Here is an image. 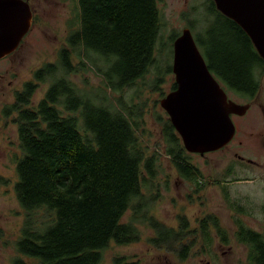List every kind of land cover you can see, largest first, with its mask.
<instances>
[{
    "label": "trees",
    "instance_id": "trees-1",
    "mask_svg": "<svg viewBox=\"0 0 264 264\" xmlns=\"http://www.w3.org/2000/svg\"><path fill=\"white\" fill-rule=\"evenodd\" d=\"M157 5L158 0H77L55 59L35 68L3 107V116L16 125L21 154L15 158L13 190L24 211L10 264H102L110 242L124 245L140 239L139 224L152 229L147 238L151 246L181 261L190 256L196 229L186 218L172 227L151 214L160 193L159 158L141 141L146 102L138 95L146 86L159 89L172 72L169 59L177 36H170L171 49L159 59L162 14ZM205 12L199 39L208 69L229 90L250 98L264 74L263 59L213 0H206ZM188 26L194 27L191 22ZM92 67L101 83L79 89L69 75ZM43 82L48 86L34 103ZM135 85L124 98V91ZM175 87L172 82L170 90ZM157 121L164 152L178 175L196 180L201 172L169 118L159 114ZM127 210L130 216L123 220ZM209 220L225 236L212 215L201 222V233L207 234ZM241 236L248 257L256 255L264 264V241L244 226ZM122 259L115 257L112 264H123Z\"/></svg>",
    "mask_w": 264,
    "mask_h": 264
},
{
    "label": "rangeland",
    "instance_id": "rangeland-1",
    "mask_svg": "<svg viewBox=\"0 0 264 264\" xmlns=\"http://www.w3.org/2000/svg\"><path fill=\"white\" fill-rule=\"evenodd\" d=\"M34 3L37 8L36 25L16 51L0 59V114L5 104L13 100L14 89H19L24 81L31 79L33 70L39 65L55 59L56 51L69 30L68 24L72 20L76 0H35ZM205 5L206 0H158L157 6L162 14L158 42L160 50L157 52L162 56L159 59H164L165 53L171 49L170 36L175 32L178 35L182 28L189 27L191 22L194 26L191 30L193 38L203 58L207 60L199 39L200 31L204 26ZM169 60L172 63V57ZM76 61L78 59L74 58V62ZM160 62L163 64L162 60ZM153 72L150 71L145 77L148 83L153 77ZM212 75L215 76L214 73ZM69 77L76 82L79 89L84 91L94 89L101 83V78L96 74L94 67L82 73H72ZM172 82L174 75L171 72L164 76L159 89L154 90L146 86L138 95L139 99L146 102L141 141L143 145L148 146L150 152L155 151L159 158L156 183L160 193L152 204L151 214L172 227L179 225L181 217L186 218L191 229L197 228L195 245L190 256L181 261L174 253L151 246L147 238L153 235L152 229L146 224H139L140 239L124 245L110 242L102 252V264H112L115 257H123V264H205L207 261L209 264H239V258L246 264L245 247L233 237V223L236 217L232 206L239 195L247 219L249 210L247 197L249 193L251 194V189L247 183L238 187L233 181L234 174L230 168L233 144L230 143L227 147L210 152L206 156L189 153L191 163L201 172L196 180L179 176L164 152L157 116L162 114L167 117L159 101L170 91ZM137 84L143 86L140 81ZM138 85L126 89L123 93L124 98L132 94ZM47 86L48 82L40 83L32 99L34 103L43 96ZM227 93L229 98L238 103H245L248 99L229 89ZM114 95L119 94L114 93ZM257 103L264 108V74L260 80ZM244 119L246 122L262 124L264 111L260 112L257 107H252ZM17 142L16 125L10 118L2 116L0 118V264H10L12 256L16 254L13 243L19 235L24 218V211L19 206L13 190L16 181L15 158L21 154ZM209 213L217 216L220 226L226 231L228 236L226 242H216V230L212 226L206 228L207 234L201 233L199 220ZM129 216L130 210H127L123 220L128 219ZM245 223L247 224L246 220ZM208 245L212 247L209 248ZM204 246L215 250L216 254L210 250L203 255L201 252ZM25 260L32 261L30 258Z\"/></svg>",
    "mask_w": 264,
    "mask_h": 264
},
{
    "label": "water",
    "instance_id": "water-1",
    "mask_svg": "<svg viewBox=\"0 0 264 264\" xmlns=\"http://www.w3.org/2000/svg\"><path fill=\"white\" fill-rule=\"evenodd\" d=\"M216 9L238 24L264 61V0H213ZM32 13L25 0H0V59L15 51L28 32ZM171 70L176 87L159 101L188 153L204 154L233 137L231 114L248 103L229 99L212 75L189 27L172 42Z\"/></svg>",
    "mask_w": 264,
    "mask_h": 264
},
{
    "label": "flooded vegetation",
    "instance_id": "flooded-vegetation-1",
    "mask_svg": "<svg viewBox=\"0 0 264 264\" xmlns=\"http://www.w3.org/2000/svg\"><path fill=\"white\" fill-rule=\"evenodd\" d=\"M25 1H27V3L29 4V7L32 13V19H31V24H30V28L28 32L22 37L15 51L19 48L24 38L32 31L34 25H36L37 8L35 5L36 3H34L35 0H25ZM215 79L219 82V84L222 86V88L225 90L228 96V93H227L228 88L224 86L216 77ZM258 95H259V88L245 102L249 104V107L245 111V113L231 114V119L234 124L233 137L225 146L218 149V150H221L227 147L230 143L233 144L232 149H231L232 161H231V167H230L231 171L234 174L233 181L238 185V187L240 185H244V183H247L251 189V194L249 193L247 197V202H248V207H249L247 219L245 218L246 216H244L245 214L243 213L244 206H242L243 204H241L239 200L240 199L239 195L237 196V200H235L232 206L234 210V217H236L233 223L234 224L233 237L236 239L238 243L242 244L245 247L246 260H247L246 264H260V262L257 260L256 255H254L252 259L248 257V247L246 246L245 242L242 241L243 238L241 236V226L246 227L248 231L256 233V235L262 241H264V122L262 124L251 123V122H246L244 119L246 113L252 107H257L260 110V112L264 111L263 106L257 103ZM2 116L3 115L1 113L0 118ZM210 152H214V151H210ZM210 152H206L204 154H199V153H193V154H199L200 156H206ZM211 215L217 218V216L210 214V213L206 214L205 217H208ZM205 217L199 220L200 227H201V222L205 219ZM245 220L247 221V224L245 223ZM208 222H209L208 224L207 222L205 224L207 225V227L212 225L210 220ZM193 229H197V228H193ZM195 239H196V235H195ZM215 239H217L216 242L218 243L220 242L224 243L222 239H226L227 241L228 236L226 235V231H225V236L218 235L216 233ZM219 246H222V245H219ZM207 247L211 248L212 245H208ZM207 247L204 246L202 248L203 252L201 253L203 255H205L206 253H209L210 250L213 251V249H209ZM213 254H216L215 250L213 251ZM238 263L244 264L245 262L241 258H239ZM205 264H209V262L207 261Z\"/></svg>",
    "mask_w": 264,
    "mask_h": 264
}]
</instances>
